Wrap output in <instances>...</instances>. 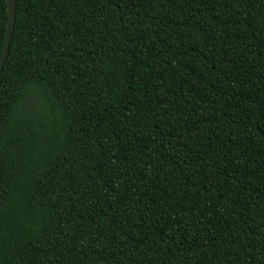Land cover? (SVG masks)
<instances>
[{"label": "trees", "instance_id": "trees-1", "mask_svg": "<svg viewBox=\"0 0 264 264\" xmlns=\"http://www.w3.org/2000/svg\"><path fill=\"white\" fill-rule=\"evenodd\" d=\"M0 264H264V0H16Z\"/></svg>", "mask_w": 264, "mask_h": 264}, {"label": "water", "instance_id": "water-1", "mask_svg": "<svg viewBox=\"0 0 264 264\" xmlns=\"http://www.w3.org/2000/svg\"><path fill=\"white\" fill-rule=\"evenodd\" d=\"M6 2H7V10H8V23H7L4 47L2 54L0 56V73L2 71L4 62L9 52L10 43L13 36L15 19H16V0H6Z\"/></svg>", "mask_w": 264, "mask_h": 264}]
</instances>
